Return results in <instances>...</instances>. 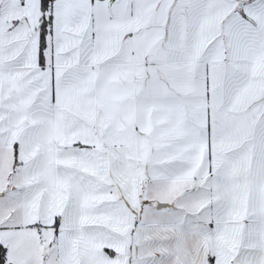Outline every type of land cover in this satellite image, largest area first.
I'll use <instances>...</instances> for the list:
<instances>
[{
	"label": "snow or ice",
	"instance_id": "snow-or-ice-1",
	"mask_svg": "<svg viewBox=\"0 0 264 264\" xmlns=\"http://www.w3.org/2000/svg\"><path fill=\"white\" fill-rule=\"evenodd\" d=\"M0 264H264V0H0Z\"/></svg>",
	"mask_w": 264,
	"mask_h": 264
}]
</instances>
